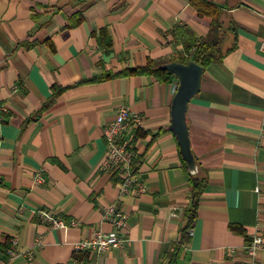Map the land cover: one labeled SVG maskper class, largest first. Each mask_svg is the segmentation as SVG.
I'll return each mask as SVG.
<instances>
[{"label":"crops","instance_id":"obj_1","mask_svg":"<svg viewBox=\"0 0 264 264\" xmlns=\"http://www.w3.org/2000/svg\"><path fill=\"white\" fill-rule=\"evenodd\" d=\"M192 1L218 11L221 58L186 109L204 186L180 243L192 188L168 130L178 80L128 71L191 59L176 30L199 41L213 19ZM262 42L264 0H0V104L9 108L0 121V260L14 239L31 258L6 264H71L77 242L114 230L104 217L112 206L127 215L118 236L128 243L81 254L84 264H247L253 235L263 238L255 264H264ZM121 106L143 117L133 139L145 187L137 196H121L120 179L99 171L104 127Z\"/></svg>","mask_w":264,"mask_h":264},{"label":"built area","instance_id":"obj_2","mask_svg":"<svg viewBox=\"0 0 264 264\" xmlns=\"http://www.w3.org/2000/svg\"><path fill=\"white\" fill-rule=\"evenodd\" d=\"M260 50L264 54V42L260 44ZM9 114L7 105L0 104V121ZM143 117L126 106H121L115 118L108 123L103 130L104 159L99 167L102 173H114L120 179L119 194L121 196H137L145 192L144 184L138 180L133 169V160L136 156L133 139L135 133L142 127ZM258 192V189H255ZM39 217L48 222L52 228H64L65 223L50 217L45 212L39 211ZM104 217L110 219L114 230L109 233H94L90 239H84L74 245V256L71 264H84L79 256L84 253L102 254L111 249H123L128 241L118 236V231L126 227L127 215L115 211L112 206L107 207ZM73 224V223H72ZM192 231H189L191 234ZM263 244V238L253 235L245 251L250 261L247 264H255L258 251ZM17 241L12 239L10 246L5 250V258L0 264H6L22 255L31 258L30 251L17 252Z\"/></svg>","mask_w":264,"mask_h":264},{"label":"trees","instance_id":"obj_3","mask_svg":"<svg viewBox=\"0 0 264 264\" xmlns=\"http://www.w3.org/2000/svg\"><path fill=\"white\" fill-rule=\"evenodd\" d=\"M192 5L198 10L200 13H206L208 15H212V23L207 35L201 39L197 40L192 32L187 29L179 28L176 32L181 34L182 43L184 45V49L189 54L193 49V53L191 55L190 60H182L180 63L187 64L189 61H193L196 64L200 65L203 70L210 66L213 62L219 61L221 58L220 54V26L217 19L218 11L213 8L211 5L201 2L192 1ZM80 20V19H79ZM78 20V21H79ZM101 46L105 49V52H109L111 49V41L106 36L104 31H100L99 38ZM166 64V63H164ZM163 64L154 65L151 62H148L147 65L141 69H135L128 71L129 75H137V74H145V73H153L158 75L159 77H163L169 80L171 73L167 71L159 70L158 67ZM157 68H155V67ZM169 76V77H167ZM109 78V76H105L100 78L99 80H104ZM187 170V168L185 167ZM188 171V170H187ZM190 185H191V202L189 208L185 211V217L188 223L184 226L181 231V242L189 240V231H191L193 221L195 220L197 209H198V199L202 193L203 183L197 178V174L192 176L190 175ZM80 259V258H79ZM81 260V259H80Z\"/></svg>","mask_w":264,"mask_h":264},{"label":"water","instance_id":"obj_4","mask_svg":"<svg viewBox=\"0 0 264 264\" xmlns=\"http://www.w3.org/2000/svg\"><path fill=\"white\" fill-rule=\"evenodd\" d=\"M159 70L167 71L178 80V85L171 102L170 125L171 131L177 140L182 160L190 175L198 172V167L190 150L188 130L186 125V109L189 101L198 93L203 68L193 61L187 64L170 62L158 67Z\"/></svg>","mask_w":264,"mask_h":264}]
</instances>
